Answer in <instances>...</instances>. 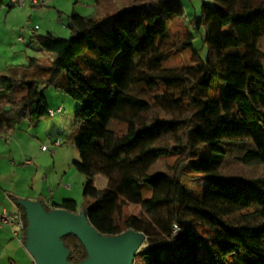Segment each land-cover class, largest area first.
Instances as JSON below:
<instances>
[{"label":"trees","instance_id":"16d2710c","mask_svg":"<svg viewBox=\"0 0 264 264\" xmlns=\"http://www.w3.org/2000/svg\"><path fill=\"white\" fill-rule=\"evenodd\" d=\"M184 15L180 0H137L96 22L72 15L68 39L38 38L54 56L42 75L0 77V132L47 115L43 90L52 86L77 103L72 165L93 206L38 201L46 212L84 213L104 237L142 233L146 245L134 258L142 264H264V0H202L173 45L190 49L196 65L164 68L170 25ZM201 29L203 54L192 45ZM212 87L218 99H210ZM170 155L177 157L172 171L148 174ZM230 165L240 172L227 173ZM186 170L207 181L199 197L180 181ZM99 175L103 189L95 187ZM139 185L150 189L149 199ZM8 197L20 212L24 244L23 199ZM128 205L142 215L125 214ZM60 241L69 264L87 258L76 237Z\"/></svg>","mask_w":264,"mask_h":264},{"label":"rangeland","instance_id":"374dc122","mask_svg":"<svg viewBox=\"0 0 264 264\" xmlns=\"http://www.w3.org/2000/svg\"><path fill=\"white\" fill-rule=\"evenodd\" d=\"M39 1L37 5L32 6L27 1L23 6L15 5L10 9L6 7L7 0H3L0 5V77L14 72L18 76L42 75V67H46L54 56L41 50L38 38L50 33L54 37L68 39L70 30L67 25L72 15L90 17L92 22H96L106 15L122 11L137 3V0ZM201 1L180 0L185 15L182 19L174 20L170 25L171 39L167 46L171 52L163 63L164 68L182 69L196 65L191 61L190 49H175L173 45L183 38L189 28L190 17L199 13ZM193 36V50L203 54L205 50L201 40L203 30L201 29L200 33L194 32ZM18 37L22 42L17 41ZM261 49L264 53V42ZM38 85L40 89L44 87L41 81ZM24 91V88L19 89L16 96H22ZM43 92L54 110V115L50 117L47 114L33 125L28 121H22L12 131L11 138H7V145L4 141L0 142V209L11 206L12 200L8 196L14 195L26 200L39 194L50 198V192L53 191L54 201H61L62 198L56 190L67 185L72 188L70 193L77 203L78 211L83 206L92 207L93 201L85 200L82 196L84 179L72 165L73 161L78 159L75 149L78 132L73 126L77 103L52 86H47ZM220 94L217 88L212 87L209 97L215 100ZM57 108H60V113L55 111ZM54 141H58V146H54ZM41 147H45L46 150L42 151ZM176 159L177 157L173 155L159 159L150 168L148 174L172 171ZM240 170V167L230 165L226 172L237 174ZM180 181L188 194L194 197H199L207 184L202 175L188 170L180 175ZM104 183L103 176L96 177L97 189H101ZM139 187L143 200L149 199L150 189L145 185ZM60 192H63V189ZM125 214L140 217L142 210L138 205H128ZM145 245L143 243L140 249ZM26 257L28 259L20 258L18 263L29 264L30 257L28 255ZM134 264L142 263L137 259Z\"/></svg>","mask_w":264,"mask_h":264},{"label":"water","instance_id":"95a60500","mask_svg":"<svg viewBox=\"0 0 264 264\" xmlns=\"http://www.w3.org/2000/svg\"><path fill=\"white\" fill-rule=\"evenodd\" d=\"M27 222L24 248L34 264H69L67 250L60 239L76 237L86 251L87 258L79 264H133L145 236L128 230L117 236L104 237L87 222L84 213H70L61 209L46 212L38 201L23 199Z\"/></svg>","mask_w":264,"mask_h":264},{"label":"crops","instance_id":"0c3cea01","mask_svg":"<svg viewBox=\"0 0 264 264\" xmlns=\"http://www.w3.org/2000/svg\"><path fill=\"white\" fill-rule=\"evenodd\" d=\"M7 2H8V0H7ZM6 7L8 9H10V8L14 7V5H9V3H7ZM81 18H84V17H81ZM45 98H46V96H45ZM46 101H47V98H46ZM47 104H48L49 109H52V107L50 106L48 101H47ZM16 125L12 129H9V130L5 129L3 132H0V142L4 141L5 144L7 143V138L8 137L11 138L12 131L15 129ZM25 162H28V161H25ZM105 185H106V180H105L104 186L101 189H103L105 187ZM61 189H63V192H60ZM71 189L72 188L69 187V185L65 186V188H60V187L57 188L56 191L59 194L60 198H62V199H60L61 201L65 200V199H70V200L75 201V199H73L74 198L73 195L70 193ZM14 196H16V195H14ZM54 196H55L54 192L51 191L50 192V198L42 197V195L39 194L37 197H30L29 200L30 201H41L44 205L51 206L53 204H58L61 202V201H54ZM2 212H6L9 215H16V216L21 217L18 208L14 205L13 202H12L11 206H9L8 208L2 207L0 209V213H2ZM15 231L16 230L13 226H9L6 224H4V225L0 224V264H19L18 262H19L20 258L21 259H28V257H26V255L29 256V254L25 250L21 241H19L18 237H16L14 235ZM28 262H29V264L32 262L31 257H30V260H28Z\"/></svg>","mask_w":264,"mask_h":264},{"label":"built area","instance_id":"2783aa9c","mask_svg":"<svg viewBox=\"0 0 264 264\" xmlns=\"http://www.w3.org/2000/svg\"><path fill=\"white\" fill-rule=\"evenodd\" d=\"M28 1L30 5H37L40 1L39 0H8L9 5H25V3ZM36 29V28H35ZM18 42H22V39L20 37L17 38ZM56 112L60 113V108H57L55 110ZM48 115L51 117L54 115V110H49ZM54 146H58V141L53 142ZM41 150H46L45 147H41ZM28 163V162H26ZM0 224L1 225H9L13 226L15 228V236L18 237L19 241L22 239V233H23V225L21 221V217L16 215H9L6 212L0 213ZM30 264H34L32 261Z\"/></svg>","mask_w":264,"mask_h":264}]
</instances>
